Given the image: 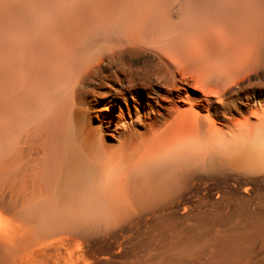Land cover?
Wrapping results in <instances>:
<instances>
[{
	"label": "bare ground",
	"instance_id": "1",
	"mask_svg": "<svg viewBox=\"0 0 264 264\" xmlns=\"http://www.w3.org/2000/svg\"><path fill=\"white\" fill-rule=\"evenodd\" d=\"M263 190L264 0H0V264H264Z\"/></svg>",
	"mask_w": 264,
	"mask_h": 264
},
{
	"label": "rangeland",
	"instance_id": "2",
	"mask_svg": "<svg viewBox=\"0 0 264 264\" xmlns=\"http://www.w3.org/2000/svg\"><path fill=\"white\" fill-rule=\"evenodd\" d=\"M121 132H123V129H119L118 132H115V134L119 135ZM44 196L45 195H43V197ZM214 196L215 194H213L212 197ZM257 196L259 198H263L264 190L262 191L261 195H257ZM257 196H254L252 199L253 203L255 204L253 207H255L257 204H259V202L264 200V199L260 200L259 198H257ZM256 198L258 200H256ZM178 208L179 209L177 211L179 213H182L181 206ZM224 213H227V211H224ZM103 218H104V215L102 214L96 215L94 218H89V216H86L83 213H70V214L65 215L62 221L64 222L76 221L79 227L81 228V233L73 234V235L60 233L59 235H56L55 243H53L50 246H45L41 248L36 247L37 249L34 248L33 249L34 251H32L31 254L23 255L20 258V263L27 264L29 262L30 264H36V263L37 264L39 263L41 264L42 263L43 264H91L90 262L93 261L95 264H98L97 262H99V260L101 259L103 261L100 260L99 263L104 262L105 260L107 261L106 263L110 262L109 264L111 263L118 264L119 262L142 258L148 253L147 246L149 244L144 238L142 239L139 238L138 240L141 242L139 243L137 240L136 241L137 243L134 242L135 245L134 243L127 245L126 242L121 241V239L119 238H118L119 240H116V241L115 240L112 241V239L110 240L107 239V242L104 240H101L100 242H103V243L105 242L104 244L100 243L99 241L97 243V241L95 240L94 241L90 240V237L88 238V236L92 234L95 227H96L95 229H97L99 228V226H101L103 222ZM188 223H192V222H188ZM131 245H133L132 246L133 249L131 248ZM129 246L132 250L127 249L129 248ZM145 249L147 252H145ZM125 251H128V252H125Z\"/></svg>",
	"mask_w": 264,
	"mask_h": 264
}]
</instances>
